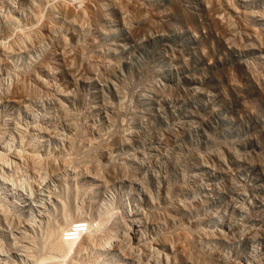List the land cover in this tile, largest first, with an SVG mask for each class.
<instances>
[{"label": "rangeland", "instance_id": "374dc122", "mask_svg": "<svg viewBox=\"0 0 264 264\" xmlns=\"http://www.w3.org/2000/svg\"><path fill=\"white\" fill-rule=\"evenodd\" d=\"M0 246L264 264V0H0Z\"/></svg>", "mask_w": 264, "mask_h": 264}, {"label": "built area", "instance_id": "2783aa9c", "mask_svg": "<svg viewBox=\"0 0 264 264\" xmlns=\"http://www.w3.org/2000/svg\"><path fill=\"white\" fill-rule=\"evenodd\" d=\"M87 228H88L87 223L83 221L76 222L71 226V228L67 229L64 232V240L69 241L77 238L78 236L83 234L87 230Z\"/></svg>", "mask_w": 264, "mask_h": 264}, {"label": "bare ground", "instance_id": "6f19581e", "mask_svg": "<svg viewBox=\"0 0 264 264\" xmlns=\"http://www.w3.org/2000/svg\"><path fill=\"white\" fill-rule=\"evenodd\" d=\"M2 209V208H1ZM70 228V227H69ZM64 237V236H63ZM55 240V239H54ZM73 241V240H72ZM108 242V241H107ZM53 243V242H52ZM71 243V242H70ZM67 244H69V243H67ZM108 244V243H107ZM51 245V244H50ZM71 245V244H70ZM52 247H53V249H55L56 251H60V250H62L63 251V249H65L66 247H65V245H64V242H62L60 239H58V240H55L54 241V243L51 245ZM105 246V245H104ZM1 247V246H0ZM70 247V246H69ZM72 247V246H71ZM67 249V248H66ZM1 250V249H0ZM105 250V249H104ZM65 251H68V250H65ZM1 252H3V251H1ZM61 252V251H60ZM64 252V251H63ZM69 252V251H68ZM3 255V254H2ZM2 258V257H1ZM4 258V257H3ZM3 263V262H2ZM1 263V264H2Z\"/></svg>", "mask_w": 264, "mask_h": 264}]
</instances>
